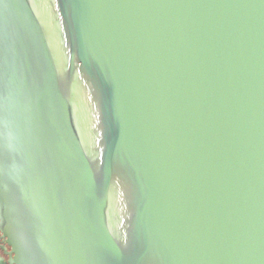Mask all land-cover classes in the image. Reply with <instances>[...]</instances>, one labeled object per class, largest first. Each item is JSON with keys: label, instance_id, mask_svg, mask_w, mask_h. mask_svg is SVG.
Returning a JSON list of instances; mask_svg holds the SVG:
<instances>
[{"label": "water", "instance_id": "obj_1", "mask_svg": "<svg viewBox=\"0 0 264 264\" xmlns=\"http://www.w3.org/2000/svg\"><path fill=\"white\" fill-rule=\"evenodd\" d=\"M0 239L264 264V0H0Z\"/></svg>", "mask_w": 264, "mask_h": 264}, {"label": "flooded vegetation", "instance_id": "obj_2", "mask_svg": "<svg viewBox=\"0 0 264 264\" xmlns=\"http://www.w3.org/2000/svg\"><path fill=\"white\" fill-rule=\"evenodd\" d=\"M2 240L0 239V249L2 248ZM8 249V248H7ZM9 250V249H8ZM4 253V252H3ZM5 255V254H4ZM0 264H8V257L5 255L3 261H0Z\"/></svg>", "mask_w": 264, "mask_h": 264}, {"label": "snow or ice", "instance_id": "obj_3", "mask_svg": "<svg viewBox=\"0 0 264 264\" xmlns=\"http://www.w3.org/2000/svg\"><path fill=\"white\" fill-rule=\"evenodd\" d=\"M109 250L112 252L113 255H118V249H116L115 247H111Z\"/></svg>", "mask_w": 264, "mask_h": 264}]
</instances>
